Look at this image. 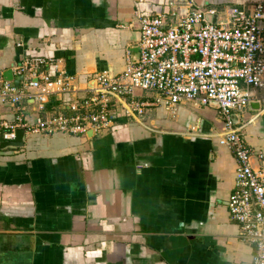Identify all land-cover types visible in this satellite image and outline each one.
<instances>
[{"label": "crops", "instance_id": "crops-1", "mask_svg": "<svg viewBox=\"0 0 264 264\" xmlns=\"http://www.w3.org/2000/svg\"><path fill=\"white\" fill-rule=\"evenodd\" d=\"M170 1L0 0V87L8 70L22 86L17 66L44 59L41 74H63L75 88L52 95L46 108L72 115L70 105L90 96L97 74L133 63L139 17L167 15ZM194 2L213 11L207 20L215 23H227L232 8L264 5ZM251 92L235 121L255 154L264 153V87ZM134 98L144 113H126L127 99H117V118L100 133L25 130L17 149L1 146V125L19 113L0 102V264H251L254 246L241 239L227 206L237 162L221 144L219 106H172L154 91ZM21 105L33 123L36 102Z\"/></svg>", "mask_w": 264, "mask_h": 264}, {"label": "built area", "instance_id": "built-area-1", "mask_svg": "<svg viewBox=\"0 0 264 264\" xmlns=\"http://www.w3.org/2000/svg\"><path fill=\"white\" fill-rule=\"evenodd\" d=\"M208 13L213 11L198 7L194 0H171L167 15L139 17V62H129L122 73L97 74L90 96L70 105L72 115L46 108L52 95L75 89L72 78L41 74L44 59L17 66L22 86L4 81L0 87V102L14 105L19 113L14 123H2V138L14 140L19 127L32 134L100 133L116 120L117 99H127L126 113H144L145 103L134 98L139 90L157 92L172 106L218 104L221 144L231 149L237 162L229 215L239 225L241 239L254 246L251 264H264V165L258 169L253 165L255 157L264 160V153L255 154L247 145L233 118L248 107L251 89L264 87V5L257 4L250 13L232 8L227 23L208 21ZM27 97L37 105L39 115L33 123L24 118L21 104Z\"/></svg>", "mask_w": 264, "mask_h": 264}, {"label": "water", "instance_id": "water-1", "mask_svg": "<svg viewBox=\"0 0 264 264\" xmlns=\"http://www.w3.org/2000/svg\"><path fill=\"white\" fill-rule=\"evenodd\" d=\"M213 23H215V22H213ZM132 52H133V57H132L133 63H138L139 58H140V48L137 47L136 49L132 50ZM4 76H5V79L7 81H13L14 80V75H13V72L11 70L6 71L4 73ZM237 117H239V115H237V114L233 115L234 120H236ZM90 133H91V131H90ZM25 134H26V132H25L24 128H17L15 139L12 141H4L1 146L4 148H16V149L21 148L24 146V143H25Z\"/></svg>", "mask_w": 264, "mask_h": 264}]
</instances>
